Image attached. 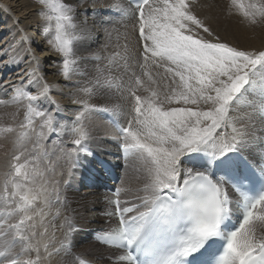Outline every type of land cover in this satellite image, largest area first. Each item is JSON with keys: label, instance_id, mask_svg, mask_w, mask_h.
<instances>
[{"label": "snow or ice", "instance_id": "1", "mask_svg": "<svg viewBox=\"0 0 264 264\" xmlns=\"http://www.w3.org/2000/svg\"><path fill=\"white\" fill-rule=\"evenodd\" d=\"M37 2L46 24L39 30L60 57V75L71 81L83 59L75 50L77 8L70 0ZM110 7L132 21L138 45L131 48L125 36V43L118 45L122 51L106 59L108 67L122 65L126 70L127 82L121 80L117 89L128 104L126 125L119 128L120 147L124 167L129 158L142 161L137 171L144 180L138 190L142 194L130 200L120 199L126 191L122 187L105 197L112 210L101 215L109 226L96 230L95 240L112 249L109 264H264V47L242 48L222 38L211 18L194 13L192 0H128L127 7L115 0ZM234 13L252 27L264 24V0H230L228 14ZM105 33L111 35L108 29ZM28 56L29 67L16 82H5L4 91L7 95L12 90L13 103L26 101L21 105L27 121L22 129L35 132V120L41 121L34 146L40 149V140L66 126L53 111L39 106L42 97L56 104L48 98L46 82L38 94L30 91L31 78H43L40 57L35 51ZM153 67L163 70L162 75L156 73L162 81L160 92L154 90L157 79L149 71ZM106 70L97 67L78 87L88 99L75 102L81 111L71 128L73 146L62 150L69 176L82 154H92L87 114L110 111L89 102L113 89ZM141 90L148 95L138 94ZM39 159L37 151L20 144L0 182V264H41V242L36 238L48 229L38 232L36 218L44 225V208L62 205L56 217L68 208L57 188L46 187L47 181L38 183L45 175ZM39 204L44 207L37 210ZM69 211L73 214L65 215L59 226L63 241L56 251L72 257L67 264H94L72 252L82 228L74 215L79 209ZM49 247L45 243L43 250L51 256Z\"/></svg>", "mask_w": 264, "mask_h": 264}, {"label": "bare ground", "instance_id": "2", "mask_svg": "<svg viewBox=\"0 0 264 264\" xmlns=\"http://www.w3.org/2000/svg\"><path fill=\"white\" fill-rule=\"evenodd\" d=\"M7 1H9L11 8L9 9L7 4H3L4 6H7L8 9H2L0 7V16L4 17L10 27L9 30L11 32L13 31V34H15L13 35L15 40L10 43V49L15 55L12 54L9 58L5 59V67L12 64L11 62L13 61L19 62L18 56H20V54L24 52L25 48L29 46V38L27 37L31 38L32 36L29 33L27 34V32H30L28 30L29 25H34L37 29H40L42 26H46L45 22L40 17V13L37 11L41 7L37 0ZM61 2H63V0H61ZM70 2L77 8L76 22L80 23V30L77 33L79 39L75 44V50L77 56L83 59L79 65L77 74L72 77L71 81H66L60 75L57 68V65L60 63V57L57 52L53 51L49 47L47 40L45 39V47L44 45L40 46L42 48L41 52L44 56V60L48 65L46 67L48 75L45 76V71L43 73V69H45V67L40 64L39 75L42 76L43 79L37 82V78L35 76L32 77L31 79L33 80V83L30 86L35 89L34 93L38 94L40 91V85L46 82L50 86V90L55 89L57 93L62 94L60 96L66 98V100H64L65 98L63 99V104L64 101H69V99H71V102H69L71 105L68 104L65 107L60 105L63 112L66 111L68 112L67 114L71 113L69 115L70 117H65V113L62 114L61 111L59 112L57 109L55 112L59 124L65 125L66 128L58 131V133H53V135H56L57 137H54L57 144L55 143V140H53L51 144H45V139H43L39 141L42 147L40 149H34L38 139L36 132L40 131L39 126L41 121L39 118L35 120V132L22 129L20 126L22 124L26 125L27 121L25 120L26 107L21 105H26V101L13 103L11 101V97L14 95L12 90H7V95H5L4 89L0 88V101L7 102L0 103V182L4 179V173L7 171V164L13 155L11 153V157L9 156L11 147L13 153L17 150L20 144H23L29 152L34 150L37 151L43 158L39 159V167L41 170L45 171L43 180L38 181V183H44V181H47L46 187L49 189L52 187L57 188L60 200L66 201L68 205V208L64 209L62 214L58 217L55 216V211L57 207H62V205H53L51 209L44 208L46 213L44 225L40 224L39 217L36 218L35 223L37 224L38 232H43L44 227H47L48 229L47 233L43 236H37L36 238L41 242V264H67V262L72 259V257L66 256L63 251H56V249L60 248L61 242L63 241V230L59 226L63 223L65 215L73 214L69 211V209H79V211H77L74 215L77 220V226L82 228V231L74 237V247L72 248V252L80 255L81 258L86 256L87 259L93 260L94 263L97 264H109L107 256L112 249L100 245V243L95 240V232L98 229H102L106 225L107 217L101 215V213L106 206L107 201L105 197L111 194L108 191L103 192L101 188H90L88 186H86L82 191L84 192V195H81L80 192H75L73 184L78 183V181L81 180V176H84V173L78 167L87 163L86 159L88 158V155H81L78 167L74 170L73 174L69 176L68 163L62 150L73 146L71 144V140L73 139L71 128L74 126L75 116L77 113L76 110L78 109L77 106L81 108V106L75 102L78 99H88L87 97H82L80 95L78 87L86 82L88 78L95 75V66L102 69L107 68L105 75L113 78V89L101 96L91 97L89 102L96 105L97 108L109 107V109L112 110L114 114L120 118V120H122V118L127 119V101L121 98L120 93L117 90L118 86L121 84V80L125 83L127 82L126 70L122 65L119 67H108V64L105 65V62L107 60L106 58L109 57V53L111 54V51L116 52V49L117 51H122V48L118 47V45H123L125 43V36H127V40L131 48L136 49L138 45L136 43V35L131 31L132 21L123 20L118 9L110 7V5L114 4L115 0H70ZM245 2L247 3L248 0H245ZM121 3L127 7L122 0ZM208 5H211V7H208ZM229 5L230 0H192L194 13L198 14L201 19L211 18L213 29L222 38H226L233 45H237L242 48L264 47V37L262 35L264 33L261 34L262 30L258 28V25L252 27L244 23L238 14L234 13L229 15ZM13 9H15L18 14H15L12 11ZM23 15H27L26 17L29 19L27 18V21H24L22 18L24 17ZM16 16H20V19L22 20H15ZM102 19H111L113 23H101ZM85 20L86 23H83ZM261 26L264 27V24H261ZM18 27L20 29L16 30L15 28ZM25 29L27 30L25 31ZM105 29H108L111 32L110 36L105 33ZM22 31L26 33L27 39L24 38L25 35L22 36ZM93 53L102 57V64H98V62L94 60L95 56L92 55ZM20 63L25 69L29 67V61H21ZM131 70L136 71L138 74L140 71L135 67ZM3 71L4 68L0 69V76ZM149 71L153 74L154 78L157 79V86H154V90H157L158 92L162 91V88L160 87L162 81L160 76L156 75V73L159 71L162 75L163 70H157L153 67L150 68ZM85 73H87V76H85ZM111 73H113V75H110ZM13 76L15 75H9L5 82H8L10 78L12 80ZM144 79L147 78L144 77ZM12 81L14 82V80ZM77 82H80V84L78 85ZM138 94L148 95V93L143 92V90L139 91ZM40 102L43 103L45 107H48L49 105V99L42 97ZM51 106L53 105L51 104ZM78 110L81 111V109ZM246 110V108H241V111ZM98 112L100 113V111H92L88 113L84 121L90 132L91 140L89 145L100 155L109 159L116 167L117 172L123 175L120 186L126 189V191L123 193L124 196L122 195L120 197L121 199L130 200L134 195L142 194L138 193V190L143 187L144 176L140 177L141 172L137 171V167L142 164V161H140V164L138 162L136 163L135 159L129 158V166H121L123 153L118 148L117 143L114 142L117 137L115 136L116 132L106 120L101 119ZM61 115L63 116L59 120ZM95 122H99L101 127L107 128L105 129V132L106 134L108 133V136H103L102 134L101 136L99 135L100 132L97 133L99 129H96L97 127H95ZM7 126H12L14 128L13 132H11L10 140L1 139L5 138L1 137V135L3 133V129L8 128ZM45 132L47 133V130ZM44 144L48 145L49 152L42 151V148L45 146ZM92 161L94 166H98V163L94 159H92ZM129 170L136 171V175H134V173L132 175L129 174ZM67 179H69V182L68 184H65ZM109 183L112 184V181H109ZM115 185L118 184L115 183ZM68 196L70 197L68 198ZM85 206L88 209L87 211L84 210ZM43 207V204H39L37 205V210ZM45 243L50 244L48 252L52 253L51 256L43 250V245Z\"/></svg>", "mask_w": 264, "mask_h": 264}, {"label": "rangeland", "instance_id": "3", "mask_svg": "<svg viewBox=\"0 0 264 264\" xmlns=\"http://www.w3.org/2000/svg\"><path fill=\"white\" fill-rule=\"evenodd\" d=\"M8 5L9 6V9L11 8V6L9 5V1H7V0H0V7L3 9V8H7L8 9V7L7 6H4V5ZM15 14H18L17 12H16V10L15 9H13L12 10ZM6 12L8 13V11L6 10ZM24 17H22L23 18V20L24 21H27V18L28 17H26L27 15H23ZM21 17L20 16H16V19L15 20H22V19H20ZM26 18V19H25ZM29 19V18H28ZM53 24H54V21H53ZM6 25H7V27H6ZM35 28V29H34ZM258 28H260L262 31H261V34L262 33H264L263 31H264V27H262L261 25H258ZM263 28V29H262ZM10 29V27L8 26V23H7V21H5V19H4V17H1L0 16V69H2V68H4V71L2 72V74H1V76H0V88H3L4 89V85H5V81H6V79H7V77H9V75H11V74H13V75H15V76H13L12 77V80H14V82H16L18 79H19V75H18V73H21V71L22 70H25V68L21 65V61H25V62H28L29 61V56L27 55L28 54V51H35V54L37 55V56H39L40 57V60H41V65L43 66V67H45V69H43V73H44V71H45V76L46 75H48V70L46 69V67L48 66L47 65V62L44 60V56L42 55V52H41V50H42V48H41V46L40 45H44V47H45V38H44V36L41 34V32H40V30H38L36 27H34V25H29V28H28V30L30 31V32H27V34L29 33L30 35H32L31 36V38L30 37H27V35H26V33H24L23 31V33H22V36H24V38L25 39H27V38H29V46L27 47V48H25V50H24V52L23 53H21L20 54V56H18V60H19V62L18 61H13V62H11L12 64H10L9 66H6L5 67V59L6 58H9L12 54H14L12 51H11V49H10V43H12V41H14L15 40V38H14V36L13 35H15V34H13L14 32L12 31H10L9 30ZM16 30H18V29H20L19 27L18 28H15ZM27 29H25V31H26ZM35 30V31H34ZM37 33V34H36ZM39 34V35H38ZM54 35V34H53ZM263 35V37H264V34H262ZM13 36V37H12ZM41 36V37H40ZM12 37V38H11ZM27 37V38H26ZM37 37V38H36ZM14 38V39H13ZM23 38V37H22ZM31 41V42H30ZM9 43V44H8ZM28 44V43H27ZM33 46V47H32ZM43 47V48H44ZM28 49V50H27ZM45 50V49H44ZM2 51V52H1ZM115 51H117V49L115 50ZM5 52H7V54L5 55ZM12 52V53H11ZM114 53V51H111V54L109 53V56H111L113 53ZM26 53V54H25ZM15 55V54H14ZM42 55V56H41ZM102 59V57H100V59H94L96 62H98V64H102L101 63V60ZM2 62V63H1ZM108 64V60H106V62H105V65H107ZM26 65H28V64H26ZM25 65V66H26ZM108 66V65H107ZM117 67V66H116ZM6 68V69H5ZM95 68H97L96 66L94 67V69ZM110 75H113V73H111ZM42 77V76H41ZM11 80V78L8 80V82H11L10 81ZM78 81V80H77ZM3 82V83H2ZM13 82V81H12ZM25 83L27 84V80L25 81ZM9 91L11 90V89H8ZM30 91L32 92V93H34L35 92V89H33L32 87H30ZM35 94V93H34ZM60 95H62L61 93H57L56 91H55V89L53 90V89H51L50 90V92L48 93V98H50V99H52V100H55V102H56V104L55 105H53V106H51V103H49V105H48V107H45L44 106V104L43 103H41L40 101H39V106H41L42 108H46V109H49L50 111H53L54 113L56 112V109H57V105H58V108H59V112L61 111V113L62 114H64L65 115V117H70L69 115L71 114V113H69V114H67L68 112H66V111H62L61 109L62 108H60L61 106L60 105H62V106H66V105H71L69 102H71L70 100L71 99H69V101L67 102V101H64V104H63V99L65 98V97H63V96H60ZM51 96V97H50ZM85 99V98H84ZM64 100H66V98L64 99ZM58 101V102H57ZM81 106V105H80ZM77 108L78 109H81V108H79V106H77ZM109 108V107H108ZM76 110L77 112L79 111V110ZM111 112H113L112 110H110ZM76 113V112H75ZM114 113V112H113ZM99 115V114H98ZM62 116L63 115H61L60 116V118H59V120L62 118ZM102 119V118H101ZM95 127H97L96 129H99L98 131H97V133H99L100 132V134L99 135H103V136H108V133L106 134V132H105V129H107V128H103V127H101V125L99 124V122H95ZM99 124V125H98ZM102 124V123H101ZM8 127V126H7ZM11 128L12 129H14L12 126H11ZM102 129H104V130H102ZM45 131H46V129H45ZM13 132V131H12ZM10 135V137H9V135ZM13 134V133H12ZM106 134V135H105ZM8 135V136H7ZM101 135V136H102ZM1 137H5V138H1V139H7V140H10V138H11V132H5V131H3V133H2V135H1ZM54 137H56V135L54 136L53 135V133L52 134H48L47 135V138L44 140L45 142V144L47 143V144H51V142L53 141V140H55V138ZM57 138V137H56ZM56 141V140H55ZM56 144H57V141L55 142ZM117 143V142H116ZM44 144V145H45ZM117 145H118V143H117ZM69 146H71V145H69ZM89 146V148H91L90 147V145H88ZM120 149V148H119ZM121 150V149H120ZM42 151L44 152V151H47V152H49V150H48V145H45L43 148H42ZM41 151V152H42ZM94 151H96V150H94ZM97 152V151H96ZM14 154L13 153V151H12V147H11V151L9 152V156L10 155H12V154ZM41 156V155H40ZM11 157V156H10ZM40 158H42V156L40 157ZM43 159V158H42ZM136 160V159H135ZM140 163V160H136V163ZM141 164V163H140ZM139 165V164H138ZM40 166V165H39ZM141 167V165H139L138 167H137V169L138 168H140ZM133 170H129V174H133L134 173V175H136V171H133ZM141 176H143V174L141 173V175H140V177ZM133 177H135V176H133ZM67 181L69 182V179H67ZM68 184V183H67ZM73 186H74V191L75 192H80V194L81 195H84V192H82L83 190H84V188L86 187V185H78V183H74L73 184ZM83 194H82V193ZM70 195V194H69ZM70 196H68V198H69ZM40 209V208H39ZM104 210H106V211H108L109 210V207L107 206ZM103 210V211H104ZM104 216V215H103Z\"/></svg>", "mask_w": 264, "mask_h": 264}]
</instances>
